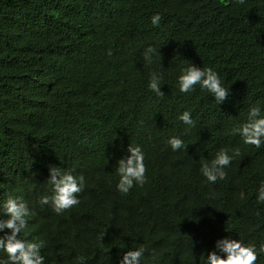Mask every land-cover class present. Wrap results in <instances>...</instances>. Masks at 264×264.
<instances>
[{
	"label": "trees",
	"instance_id": "obj_1",
	"mask_svg": "<svg viewBox=\"0 0 264 264\" xmlns=\"http://www.w3.org/2000/svg\"><path fill=\"white\" fill-rule=\"evenodd\" d=\"M149 45L159 54L151 65ZM189 62L229 86L219 105L198 87L178 91V68ZM153 69L164 74L162 97L147 87ZM255 102L264 112L260 0H0V219L8 199L27 203V238L46 241V264H77L79 255L118 264L140 246L142 264H204L225 237L259 249L264 147L232 132ZM184 110L196 122L187 131L177 119ZM176 135L187 146L174 152L167 139ZM129 145L145 154L147 182L121 194L116 164ZM235 148L225 180L207 183L201 160ZM52 167L84 177L80 204L62 214L38 203L51 195Z\"/></svg>",
	"mask_w": 264,
	"mask_h": 264
},
{
	"label": "clouds",
	"instance_id": "obj_2",
	"mask_svg": "<svg viewBox=\"0 0 264 264\" xmlns=\"http://www.w3.org/2000/svg\"><path fill=\"white\" fill-rule=\"evenodd\" d=\"M264 3V0H260ZM246 0H231L232 7H241ZM160 13L153 14L150 22L154 27L161 23ZM111 53L109 52V55ZM151 54V55H149ZM159 58L158 48L149 45L145 48V63L151 65L155 58ZM174 57H179L177 54ZM162 68V67H161ZM164 85V74L162 71L153 69L149 73L147 82L148 89L157 97H162L160 91ZM176 86L180 93H192L197 87L215 100L219 105L228 95V88L220 74L211 67H197L192 63L178 68ZM261 104L255 102L249 105L246 119L239 126L233 127V134L239 133L245 145L254 146L256 149L264 147V112H261ZM177 119L187 126L186 130L195 125L191 110H184ZM167 144L172 151L184 150L185 141L179 135L170 136ZM129 156L120 159L116 164V175L118 182L116 190L121 194H128L135 186L142 187L147 182V167L145 154L139 145H129ZM241 155L239 148L219 151L214 159L210 161L201 160L200 175L209 184L225 180L226 166ZM52 186L51 195L45 194L39 197L40 205H49L53 212L62 214L80 204V199L74 194L81 193L84 187V177L72 174V170H61L57 167L50 169ZM256 202L264 204V180L259 182L256 189ZM4 215L6 219H0V264H46V258L41 254L45 248L46 241L38 238H27L29 221L34 216L27 203L18 202L17 199H8L4 204ZM258 214V213H257ZM5 229L10 232L5 233ZM23 233L24 238H21ZM106 235L101 231L97 235V242L101 246ZM264 252V245L259 249L254 244H246L240 239L221 238L215 241V250L208 251L204 255V264H256L259 253ZM145 248L143 246L131 248L125 251L119 259L118 264H142ZM77 264H87L84 255L76 257Z\"/></svg>",
	"mask_w": 264,
	"mask_h": 264
}]
</instances>
